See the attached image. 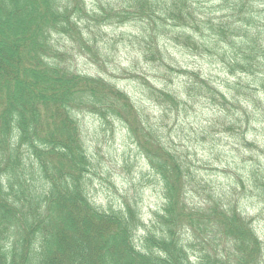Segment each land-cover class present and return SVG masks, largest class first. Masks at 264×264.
<instances>
[{
  "label": "trees",
  "instance_id": "trees-1",
  "mask_svg": "<svg viewBox=\"0 0 264 264\" xmlns=\"http://www.w3.org/2000/svg\"><path fill=\"white\" fill-rule=\"evenodd\" d=\"M79 55L101 73L75 70ZM85 113L146 160L161 198L148 221L134 181L93 200ZM258 217L264 0H0V264H264Z\"/></svg>",
  "mask_w": 264,
  "mask_h": 264
},
{
  "label": "rangeland",
  "instance_id": "rangeland-1",
  "mask_svg": "<svg viewBox=\"0 0 264 264\" xmlns=\"http://www.w3.org/2000/svg\"><path fill=\"white\" fill-rule=\"evenodd\" d=\"M112 28L108 27L105 29L108 36L112 35ZM124 30L129 31V27H125ZM119 32L120 30L117 31V33ZM134 55L135 51L132 50L131 46L120 43L116 55L119 61L126 63ZM175 55L182 64L194 68H202L205 72L209 71V65L197 56H192L178 50H175ZM74 61V69L79 72L88 74L101 73V68L87 56L79 55ZM212 69L218 73V69ZM110 74L107 73L105 76L117 82L118 85L136 98L139 97V93L138 91H134L135 88L130 79L118 74ZM150 108L154 109L153 106ZM81 119L88 150L101 162L97 168L98 174L94 177L93 200L103 207H106L109 203L117 204L116 202H118L120 197L119 192H123L124 188H128L130 183L134 181L136 187L140 191L142 190V214L143 218L148 221L152 216V210L161 203V198L156 184L150 185L151 182L142 180L141 172L147 171V163L138 153L127 131L118 123L112 128H101L99 120L92 114H82ZM124 158L130 161L131 165L129 167L123 166ZM108 171L111 174V181L109 180ZM250 212L253 215H257L258 209L251 210ZM256 226L260 232L264 233V217H258Z\"/></svg>",
  "mask_w": 264,
  "mask_h": 264
}]
</instances>
